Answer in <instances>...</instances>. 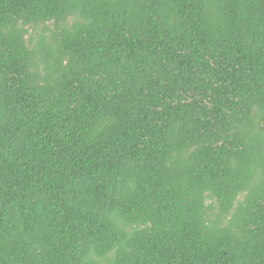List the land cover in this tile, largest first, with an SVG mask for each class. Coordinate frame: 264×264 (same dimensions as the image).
Masks as SVG:
<instances>
[{"label":"trees","instance_id":"1","mask_svg":"<svg viewBox=\"0 0 264 264\" xmlns=\"http://www.w3.org/2000/svg\"><path fill=\"white\" fill-rule=\"evenodd\" d=\"M0 264H264V0H0Z\"/></svg>","mask_w":264,"mask_h":264},{"label":"rangeland","instance_id":"2","mask_svg":"<svg viewBox=\"0 0 264 264\" xmlns=\"http://www.w3.org/2000/svg\"><path fill=\"white\" fill-rule=\"evenodd\" d=\"M51 31H55V28L53 27V25H51Z\"/></svg>","mask_w":264,"mask_h":264}]
</instances>
